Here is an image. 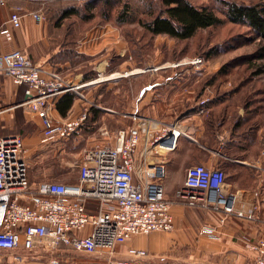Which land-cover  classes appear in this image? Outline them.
<instances>
[{"label": "built area", "instance_id": "built-area-1", "mask_svg": "<svg viewBox=\"0 0 264 264\" xmlns=\"http://www.w3.org/2000/svg\"><path fill=\"white\" fill-rule=\"evenodd\" d=\"M0 4L10 11L8 23L21 26L24 8L8 0ZM30 14L38 22L47 20L42 10ZM1 32L9 36L10 28ZM203 61L196 57L184 63ZM0 72L15 84L26 85L21 105L40 113L42 140L54 143L71 138L90 113L84 106L76 115L58 119L53 114L57 98L69 91L85 98L79 88L105 79L99 74L97 80L75 84L57 67L34 61L20 48L0 56ZM212 100L211 95L198 100L197 113H206ZM181 127L179 120L140 117L133 126L120 127L112 139L109 130L101 127L108 140L85 149L77 180L71 182L43 179L34 183L24 138L0 136V251L9 253L14 264L40 255L50 256L49 264H60L64 250L89 255L108 252L107 264H142L146 250L130 248L129 258L118 259L116 248L136 234L175 228L174 202L166 197V159L178 150L181 137L196 140ZM176 197L188 206L218 213L220 222L229 216L247 221L258 217V200L229 190L225 171L216 165H190ZM212 231L204 227L200 233ZM246 244L255 252L256 263L264 264V230L256 241Z\"/></svg>", "mask_w": 264, "mask_h": 264}, {"label": "rangeland", "instance_id": "rangeland-1", "mask_svg": "<svg viewBox=\"0 0 264 264\" xmlns=\"http://www.w3.org/2000/svg\"><path fill=\"white\" fill-rule=\"evenodd\" d=\"M22 1L37 3H29L30 6L43 3L41 0ZM86 1L74 0L58 5L57 12L52 8L45 10L50 21L46 49L50 51L58 45V62L64 63V66L58 65V69L71 82L80 84L97 80L99 74L105 79L78 89L85 96L77 94L81 99L79 109L84 106L90 109L84 125L68 140L55 143L44 141L42 146H36L38 151L30 154L33 181L77 180L78 166L85 149L98 141L108 140L107 135L101 134V127L109 130L112 139L111 135H115L120 127H131L140 117L167 122L186 120L196 128H199V119L201 121L204 117L207 120L201 121V125H206L202 137L207 134V139L213 141L222 129L215 120L222 110L235 118L237 106L247 105L248 110L261 107L264 57H259V52L263 51L264 39L248 25L226 19L223 24L199 29L187 39L165 33L152 35L142 20L149 18L151 10L155 11L151 8L152 2L159 0H122L129 5L123 22L117 20L123 9L121 0H110L114 5H111L113 8L109 10V16L104 14V10L111 7L106 2L96 3L97 7L91 12L87 9L88 12L83 10L79 14L63 13L70 6L85 9ZM191 1L197 5L213 6L222 18H226L225 1L264 4V0ZM42 52L36 46L32 50V59L35 61ZM196 57H202L203 63H184ZM65 60L69 65H65ZM85 72L92 76L80 80ZM210 95L213 100L209 109L204 114H198V100ZM221 98L224 103L219 104ZM96 109H101L102 113L97 114ZM181 126L186 130L185 124ZM194 133V137L199 139L198 130ZM35 138L37 135L29 140L36 142ZM192 151L190 147L183 154L184 160L178 163L179 166L185 163L188 168L199 162L191 158ZM179 166L177 171L182 169ZM60 253V264H107L105 256L108 252L89 255L64 250Z\"/></svg>", "mask_w": 264, "mask_h": 264}, {"label": "crops", "instance_id": "crops-1", "mask_svg": "<svg viewBox=\"0 0 264 264\" xmlns=\"http://www.w3.org/2000/svg\"><path fill=\"white\" fill-rule=\"evenodd\" d=\"M8 1L22 6L24 15L21 26L14 27L8 23L9 9L0 4V56L4 52L20 48L31 57L32 50L37 46L43 52L37 58L33 56L35 61L45 66H64L63 61L58 62V45L53 50L46 49L49 44L50 21L38 22L30 12L42 10L46 13L47 8L57 12L58 5L74 0H59V4L58 0L42 1V5L38 3V6H30L36 5V2ZM4 28H10L9 36L1 32ZM64 62L69 65L68 61ZM80 80H84V76ZM85 86L87 85L82 87ZM25 88V84H15L12 78L0 72V136L20 134L30 156L38 151L36 146L44 144L43 126L38 111L21 105L25 98ZM80 101L76 95L66 116L61 115L56 102L54 116L64 119L76 115L80 110ZM219 101V104L224 103L222 98ZM260 104V108L249 110L247 105L237 106L238 114L235 118L222 110V113L215 116L217 125L222 129L216 133L213 141L207 139V134L205 138L202 137L206 125H201V121L207 120L206 118L203 117L204 120L201 121L199 119V128L190 126L186 120L179 121L180 125L185 124L193 136L198 130L200 137L195 142L188 137H181L178 150L170 153L166 159V197L174 202L172 211L175 228L171 231L154 230L132 236L116 248V258H129L128 250L138 248L148 252L142 264H257L255 252L248 248L246 242L256 241L264 230V96ZM245 117L247 119L244 121ZM34 135H37L35 139L38 144L29 140ZM190 147L193 149L191 158L195 161L223 168L229 190L237 191L242 198L258 200L257 220L247 221L229 216L224 222H220L218 213L188 206L177 199L176 190L183 185L187 169L185 163L180 166L178 163L184 160L183 154ZM177 166L182 169L177 171ZM204 227L213 228V231L201 234L200 230ZM49 260L50 256L40 255L29 258L22 264H49ZM7 263L14 264L12 256L0 251V264Z\"/></svg>", "mask_w": 264, "mask_h": 264}, {"label": "trees", "instance_id": "trees-1", "mask_svg": "<svg viewBox=\"0 0 264 264\" xmlns=\"http://www.w3.org/2000/svg\"><path fill=\"white\" fill-rule=\"evenodd\" d=\"M98 2H106L110 6L114 5L110 0H88L86 1L87 7L85 9H81L78 6H70L63 13L65 15L69 13L79 14L80 11H87V9L91 12L97 7L96 3ZM121 2L123 9L118 15V22H120L119 20L121 22L125 21L129 11L128 3L122 0ZM224 3L227 6L225 9L226 18H222L215 8L208 4L197 5L191 0H159L152 2L151 8L155 11L151 10L149 18L142 20V23L152 35L165 33L179 39H187L193 37L199 29L223 24L227 19L232 23L248 25L264 39V4L237 3L235 1H225ZM111 8L113 7L111 6L104 10V14L109 16ZM101 9L103 12L102 7ZM262 49L263 51L259 52V57H264V46ZM91 76L88 72L84 73V79H89ZM75 99L76 94L71 91L65 92L60 96L57 107L62 116L68 114ZM95 112L101 114L102 110L96 109ZM246 119L247 117L244 118V121Z\"/></svg>", "mask_w": 264, "mask_h": 264}]
</instances>
